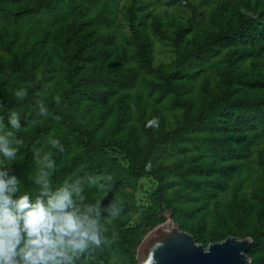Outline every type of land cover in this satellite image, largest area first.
<instances>
[{"label":"trees","instance_id":"obj_1","mask_svg":"<svg viewBox=\"0 0 264 264\" xmlns=\"http://www.w3.org/2000/svg\"><path fill=\"white\" fill-rule=\"evenodd\" d=\"M167 1L191 17L166 23L153 0H0V129L18 112L24 140L15 162L0 156V166L13 168L23 191L38 192L33 150L51 151L54 187L79 180L82 208L98 200L123 207L115 220L102 211L107 241L75 264H139L140 243L170 209L197 242L251 236L250 264H264V0H214L208 11L197 0ZM204 18L215 30L202 31ZM158 36L172 46L168 65L154 63ZM17 88L27 89L25 100L15 99ZM37 98L49 117L38 115ZM154 117L159 128H146ZM160 148L167 160L154 165ZM246 171L255 172L250 191ZM145 176L157 185L140 205Z\"/></svg>","mask_w":264,"mask_h":264},{"label":"clouds","instance_id":"obj_2","mask_svg":"<svg viewBox=\"0 0 264 264\" xmlns=\"http://www.w3.org/2000/svg\"><path fill=\"white\" fill-rule=\"evenodd\" d=\"M247 15L255 18V14ZM43 76L38 75L37 81ZM44 88L46 84L42 85ZM13 95L17 101L28 96L27 89L17 88ZM56 106L62 104V98H54ZM35 105L38 115L49 117L47 104L37 98ZM57 122L62 120L60 114H51ZM146 128H159L157 117L147 121ZM22 128L20 114L9 113L7 127L0 129V156L15 162L24 140L16 135ZM15 130V131H12ZM47 143L51 148L64 151L61 140L49 137ZM34 175L32 182L39 186L38 192L22 190V181L11 166H0V264H75V259L90 246H100L107 237L102 235L101 213L107 212L110 219H117L123 207L114 201L105 206L98 200L84 208L81 204L83 186L79 180L69 181L65 178L53 186L52 176L56 170V161L51 151L43 155L40 150H33ZM146 170L151 165L145 166ZM108 180L112 188L116 184L111 173ZM118 238V234H114Z\"/></svg>","mask_w":264,"mask_h":264},{"label":"water","instance_id":"obj_3","mask_svg":"<svg viewBox=\"0 0 264 264\" xmlns=\"http://www.w3.org/2000/svg\"><path fill=\"white\" fill-rule=\"evenodd\" d=\"M164 217L140 243L139 264H250L251 236L230 235L206 245L180 227L173 209L164 213Z\"/></svg>","mask_w":264,"mask_h":264},{"label":"rangeland","instance_id":"obj_4","mask_svg":"<svg viewBox=\"0 0 264 264\" xmlns=\"http://www.w3.org/2000/svg\"><path fill=\"white\" fill-rule=\"evenodd\" d=\"M129 2V0H121L122 5ZM214 0H197V4L199 5L200 10H209L211 8L212 3ZM152 7L154 8V13L162 18L166 23L175 24L181 20H186L191 17L192 12L191 10L181 4H172L169 3L167 0H153ZM125 8L123 7V10ZM231 14V13H230ZM228 14V16H230ZM198 21V20H197ZM124 29L128 32V22L126 19L123 20ZM216 24L211 22L209 19L204 18L202 21V31L206 34L210 31L215 30ZM165 28V26H164ZM151 32V30H150ZM154 54H155V65L165 64L168 65L174 58L172 46L167 43L164 39V36H158L154 38ZM165 149L160 148L155 153L152 163L154 165H158L163 160H167ZM111 153L121 158L123 156L122 153L115 149H111ZM254 168V167H253ZM255 172L246 171L245 178L246 184L245 186L248 191L251 190L249 184L251 183L252 178L254 177ZM157 185V182L154 178L150 176L142 177L138 182V189H137V199L140 205H148L150 203L149 193L152 189H154ZM139 221V218L136 217L132 224H135ZM155 227V226H154ZM153 226L150 228L151 230L154 228Z\"/></svg>","mask_w":264,"mask_h":264}]
</instances>
